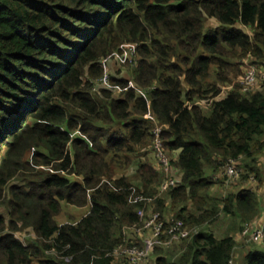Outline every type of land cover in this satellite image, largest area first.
<instances>
[{
	"label": "trees",
	"instance_id": "1",
	"mask_svg": "<svg viewBox=\"0 0 264 264\" xmlns=\"http://www.w3.org/2000/svg\"><path fill=\"white\" fill-rule=\"evenodd\" d=\"M123 44L137 45L131 79L111 74L121 92H94ZM250 57L264 68V0H0V264H129L115 251L138 244L125 228L144 204L166 227H201L151 264H229L236 234L261 212L250 186L212 194L230 158L239 182L263 180L264 83L221 89ZM154 121L182 175L167 193L169 176L147 158ZM64 202L91 208L59 224ZM222 214L226 235L202 229ZM27 229L36 237L24 242ZM261 245L245 264H264Z\"/></svg>",
	"mask_w": 264,
	"mask_h": 264
},
{
	"label": "built area",
	"instance_id": "2",
	"mask_svg": "<svg viewBox=\"0 0 264 264\" xmlns=\"http://www.w3.org/2000/svg\"><path fill=\"white\" fill-rule=\"evenodd\" d=\"M111 61L117 63L120 67L135 65L137 62V45L123 44L120 47V51L115 52L112 56L102 60L105 70L102 77L96 79L95 84L92 86L94 92H100L101 90H112L114 91V94H119L121 92V88L113 86L110 83ZM130 86L137 89L132 81H130ZM231 86L232 85L228 87ZM262 89L263 85L261 86L259 84L258 66L256 64L248 65L241 79V93L247 95L251 94L253 90L258 91ZM202 104L205 105L204 102ZM152 132L154 134V143L151 145L150 151L152 156L154 154V163L169 176L168 179L161 183L160 193H167L170 189L176 188L180 185L182 175L180 174V176L176 177L177 169L173 165L176 156L168 153L163 146V126L154 121ZM175 152L179 154L178 151ZM238 160L239 159L230 158L223 165L222 168H224V175L228 180L239 181L241 168L238 166ZM262 160L264 164L263 156ZM132 170H136V165L132 166ZM119 177L121 176H117V178ZM251 181H254L253 177H251ZM134 200L143 201L144 197L142 193L137 195ZM152 200L153 199H148L146 202H151ZM137 215L140 218V224L126 227L125 231L129 232V234L133 232L138 233L139 239L136 240L138 244L120 246L115 251L117 256L126 258L129 264H151L149 258L156 247L160 245L174 247L175 245L182 244L185 239L189 240L194 234L198 233L197 230L187 227L180 219L170 223V225L166 227V222L168 221L165 219L164 215L160 212L151 210L150 208H146L145 204L138 207ZM241 234L248 239L263 241L264 224L263 222L262 224H257L255 221L247 223ZM229 264H235L233 258L229 261Z\"/></svg>",
	"mask_w": 264,
	"mask_h": 264
},
{
	"label": "rangeland",
	"instance_id": "3",
	"mask_svg": "<svg viewBox=\"0 0 264 264\" xmlns=\"http://www.w3.org/2000/svg\"><path fill=\"white\" fill-rule=\"evenodd\" d=\"M212 22H214V21H212ZM250 64H256L258 66L259 84L262 86L264 83V68L262 67L261 62L259 60H256L255 57H250L248 60L243 62V66L241 68V75L239 77H237L234 80V82L223 84L221 86L222 92H225V93L230 92L234 88H236L238 86V84H240V86H241L242 76L244 75V72H245L247 66ZM110 68H111L112 78L115 77L116 79H122V78H126L129 80L131 79V68H132L131 66L126 65V66L120 67V66L116 65L115 63H113V61H111L110 62ZM110 83H111V75H110ZM230 85H232V86L228 87ZM255 92H257V91L253 90L251 93H255ZM262 156L264 158V153L262 154ZM153 157H154V154L152 156V154L150 152V147H148L147 158L150 159L152 162H154L155 157L154 158ZM135 174L136 173H135V171L132 170V167H128L124 171L119 173L117 176H123L124 175L126 177L133 178ZM251 176L248 177V180H246V181H243V180L241 182L231 181L225 177L224 168H222V170L221 171L219 170V173L214 178L215 183H214V187H213L214 191L212 192V194L220 197V196L226 195L230 192H237L240 188H245L247 186H250L252 189H255L257 194L259 195L260 203H261V211L263 212V210H264V174H263V180L259 181L257 179V181L255 180L256 182L251 181V179H250ZM138 180L139 179L134 178L131 181L135 184L140 185ZM216 181H217V183H216ZM235 189H237V190H235ZM232 190H235V191H232ZM260 194L262 195V200H261ZM74 207L75 206H71V205L67 204L66 202H64L62 213L56 217L57 222L59 224H61V223L68 221V219L71 221L76 220L74 215L71 213H73L77 210L83 211L84 208H78V207L74 208ZM190 208H192V206H190ZM0 216H2V217L7 216L6 208L3 207V205H0ZM8 220L9 219H7V221ZM223 222H224V216H221V220L219 221L218 225L222 224ZM213 224L203 226L202 229L209 228V229L213 230L218 237H221L224 234V233L220 232L222 229L218 230V227H214ZM228 226L230 227V224ZM191 228L193 230H197V231L201 230L200 226L191 227ZM239 235H241L240 232L236 236V237H238L237 253L239 254V256L236 259L234 258V262H235V264H245V255L247 254V252L251 251L255 248H260L263 245H259L257 242H253V243L248 242L247 239L241 238ZM16 236L19 237L24 242H26L27 239H31V238L36 237V235L32 229H27L24 232L17 233ZM130 237L134 240L139 239L138 233H134V232L130 234ZM180 245H175L174 247H165V245H160V246L156 247L150 255L149 262L152 263L155 260H157V258L159 256H161L162 253L165 254L172 249H174V250L178 249Z\"/></svg>",
	"mask_w": 264,
	"mask_h": 264
},
{
	"label": "crops",
	"instance_id": "4",
	"mask_svg": "<svg viewBox=\"0 0 264 264\" xmlns=\"http://www.w3.org/2000/svg\"><path fill=\"white\" fill-rule=\"evenodd\" d=\"M261 162L263 163V160H261ZM134 185L136 186V187H138V188H141L142 187V184H140V185H138V184H135L134 183ZM235 190H237V189H235ZM235 190H232V191H235ZM214 191V189H212V192ZM260 197H261V200H262V195L260 194ZM168 204H169V202H168ZM75 208V207H74ZM90 208H91V206L89 205V206H87L86 208H84V210L83 211H79V210H77V211H75V212H73V213H71V214H73L74 215V217L76 218V220H74V221H71V220H69L68 219V221H66V222H72V223H77L81 218H83L84 216H86L88 213H89V211H90ZM221 216H224V222L222 223V224H220V225H218V223H219V221L221 220ZM219 218H218V220L217 221H215L214 222V224H213V226L214 227H218V230L219 229H222L220 232H222V233H224L222 236H224V235H226L227 233H228V228H229V221H230V218L229 217H226L224 214H222ZM253 221H255V222H257V224H262V222H263V224H264V210H263V212L261 211L260 212V214H259V216L256 218V219H254ZM252 221V222H253ZM65 223V222H64ZM214 232V231H213ZM215 233V232H214ZM233 234V233H232ZM237 234H239V232L237 233ZM237 234H236V236H237ZM235 235V234H234ZM221 236V237H222ZM241 238H245V237H243L242 236V234L241 235H239ZM245 239H247V241L248 242H257L259 245H261L262 244V241H255L254 239H248V238H245ZM238 241V237H236V242ZM249 252V251H248ZM247 252V253H248ZM239 256V254L237 253V246L235 247V249H234V252H233V257L236 259L237 257ZM246 256V255H245ZM233 258V259H234Z\"/></svg>",
	"mask_w": 264,
	"mask_h": 264
}]
</instances>
